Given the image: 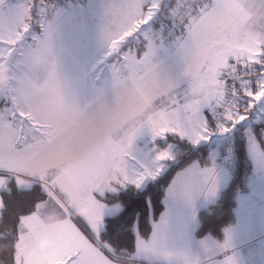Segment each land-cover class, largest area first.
I'll use <instances>...</instances> for the list:
<instances>
[{
	"label": "snow or ice",
	"instance_id": "6c2138e0",
	"mask_svg": "<svg viewBox=\"0 0 264 264\" xmlns=\"http://www.w3.org/2000/svg\"><path fill=\"white\" fill-rule=\"evenodd\" d=\"M0 68V193L47 197L18 217L12 264H182L168 249L264 264V0H0ZM237 132L233 220L201 236L240 167ZM174 168L129 249L108 227L118 194Z\"/></svg>",
	"mask_w": 264,
	"mask_h": 264
},
{
	"label": "trees",
	"instance_id": "16d2710c",
	"mask_svg": "<svg viewBox=\"0 0 264 264\" xmlns=\"http://www.w3.org/2000/svg\"><path fill=\"white\" fill-rule=\"evenodd\" d=\"M260 125L255 126V132L257 136L260 134ZM236 140L239 142L237 155L240 161V167L237 169V175L230 186L226 190V195L220 201V203L212 210V214L201 212V219L203 227L199 231V235H204L206 232L211 231L213 236L221 238L219 229L231 223L233 220L232 208L233 202V189L236 185L242 184L243 175L248 169L243 164L245 159V153L243 151V141L240 137V133L235 134ZM172 142V141H170ZM180 148L184 151V148H191L190 145L181 144ZM198 153L193 154L190 158L186 159L180 168L185 167L192 160H200L203 162V157L207 155V147L204 145L197 146ZM180 168L170 169L159 182H150L143 190H135L132 188L123 189L118 198L123 204V208L120 212L112 217H109L111 224L108 227L112 230L114 236H120V242L129 249L133 246L134 238L128 230V226L139 215V227L142 233H148L150 231V224L148 223L149 210L146 206V200L151 199L152 202V216L156 218L162 211L164 205L162 203L164 196V188L171 182L175 172ZM0 196L7 201V207L4 210H0V264H12V253L15 238L18 234V217L23 214H28L34 210L33 205L40 200H44V196L38 186L34 191L30 193L20 195H4L0 193ZM115 202V201H112ZM122 232V235H120Z\"/></svg>",
	"mask_w": 264,
	"mask_h": 264
},
{
	"label": "clouds",
	"instance_id": "9594fccd",
	"mask_svg": "<svg viewBox=\"0 0 264 264\" xmlns=\"http://www.w3.org/2000/svg\"><path fill=\"white\" fill-rule=\"evenodd\" d=\"M7 71L6 68H0V83L6 82V77L4 73ZM61 237H57L56 239H60ZM51 244L53 243L52 238L45 236L41 239L40 244L38 245L37 250L42 248L43 243ZM163 259L171 260L173 258L179 257L182 261V264H200V257L189 255L187 252H177L173 249L165 250L161 253Z\"/></svg>",
	"mask_w": 264,
	"mask_h": 264
},
{
	"label": "crops",
	"instance_id": "0c3cea01",
	"mask_svg": "<svg viewBox=\"0 0 264 264\" xmlns=\"http://www.w3.org/2000/svg\"><path fill=\"white\" fill-rule=\"evenodd\" d=\"M126 50V49H125ZM230 138L229 137H223V138H220L219 141H216V143H218V146L219 144H222L226 141H228ZM152 141H151V138L148 136L147 133H145L143 136H141L139 139H138V142H137V149L138 151H140L141 153H149L151 152L152 150ZM179 171V170H178ZM175 175V174H174ZM1 197V196H0ZM47 197H45L44 200H46ZM164 211V207L162 209V211L160 213H162ZM42 212H44V215H45V219L48 218V216L51 214L50 213V210H42ZM159 216L160 214L155 218V219H159ZM45 245H47V243H43L42 247H44Z\"/></svg>",
	"mask_w": 264,
	"mask_h": 264
}]
</instances>
